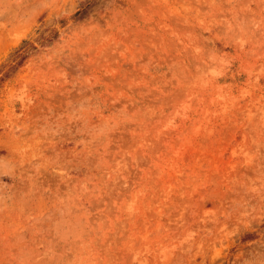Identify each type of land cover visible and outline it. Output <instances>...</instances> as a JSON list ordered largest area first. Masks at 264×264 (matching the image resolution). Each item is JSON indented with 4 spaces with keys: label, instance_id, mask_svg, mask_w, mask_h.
<instances>
[{
    "label": "rangeland",
    "instance_id": "1",
    "mask_svg": "<svg viewBox=\"0 0 264 264\" xmlns=\"http://www.w3.org/2000/svg\"><path fill=\"white\" fill-rule=\"evenodd\" d=\"M84 1L0 0V264H264V0Z\"/></svg>",
    "mask_w": 264,
    "mask_h": 264
},
{
    "label": "trees",
    "instance_id": "2",
    "mask_svg": "<svg viewBox=\"0 0 264 264\" xmlns=\"http://www.w3.org/2000/svg\"><path fill=\"white\" fill-rule=\"evenodd\" d=\"M98 0H85L84 2L79 4V7L75 14L73 15V18L76 20H79L81 18H84L87 16V14L94 9L97 6ZM25 44V42H22V45ZM23 52V51H22ZM15 59L20 58V56H17L19 54H15ZM21 55V54H20ZM23 57V55H21ZM21 59V58H20Z\"/></svg>",
    "mask_w": 264,
    "mask_h": 264
}]
</instances>
